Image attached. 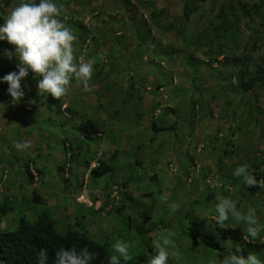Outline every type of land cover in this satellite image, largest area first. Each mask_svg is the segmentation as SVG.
<instances>
[{
  "label": "rangeland",
  "instance_id": "374dc122",
  "mask_svg": "<svg viewBox=\"0 0 264 264\" xmlns=\"http://www.w3.org/2000/svg\"><path fill=\"white\" fill-rule=\"evenodd\" d=\"M20 1L0 0V25ZM130 1L137 8L134 21L147 16L148 9L137 5L135 0ZM153 2L157 3L158 8L164 6L159 0ZM57 6L61 9L60 19L76 38L73 41L76 62H79L80 56H84L86 61H95L90 82L94 93L91 91L85 97L82 85L73 75L66 96L55 100L49 95L45 99L37 95L39 78L33 79V73L29 72L22 81L24 97L12 102L7 94L8 85L0 83V207L5 205L12 208L8 216L0 210V215L4 216L0 230H15L24 212L28 211L31 218L30 210L33 212L44 208L52 211L60 223L58 231L62 232L61 229L74 223V214L78 218L80 205H90L94 211H98L106 202L119 207L123 194L136 201L134 210H125L124 214L115 218L106 214L110 211L109 205L100 214H89L83 221L80 218L79 223L82 222L87 236L98 244L107 240L111 256L118 255L113 247L117 240L129 243L128 251L132 258L141 254L147 257L150 246L153 257L157 254L154 242L159 241L161 235H168L174 244L167 248L169 256L166 264H192L187 257L190 254L186 253L193 245L186 237L185 226L193 218L216 223L213 219L216 215L215 197L238 200V210L246 213L249 208L253 209L259 224L264 226V187L257 186L258 190H255L254 186L252 191L244 184L242 177L233 175L234 170L243 165H247L248 171L253 174L254 165L264 161V87L242 93L238 80L246 71L252 73L256 66L264 63V26L256 28L257 35L252 41L247 40L244 33L241 43L246 49L234 56L237 62L235 66H225L224 58L231 55L224 54V57L213 59L193 54L181 46L182 40L176 36L177 31H163L151 25L152 39L139 47V42L132 38L133 31L129 26L133 20L129 21L128 15L124 18L121 6L111 5L109 0H95L85 11L71 7L75 12H72L73 15L63 6ZM165 7L173 15L167 23L176 21L178 16L174 17V14L179 10L177 4L170 3ZM93 9L98 11L97 15L91 13ZM202 9L204 13L200 18L198 15L191 19L188 32L196 33V30L204 29L207 19H211L215 13L211 12L209 2ZM80 23L86 27L88 36L81 35L78 28ZM175 49L181 50V53L172 55ZM4 51L14 52V48L6 41H0V79L16 71L18 62L15 58L8 60L3 55ZM191 54V58L201 61L200 65L189 66L187 57ZM134 69L139 75L135 82L145 84L146 88L131 96L127 92L130 73ZM246 78L244 81L248 80ZM192 81L193 86L197 84L196 87L200 82L206 98L214 90L220 92L217 100L209 102L211 112L208 117L197 112L194 120L186 119V114L190 116L189 101L197 98ZM160 86L164 89L156 92ZM108 88L110 93L106 90ZM95 95L103 97V107L109 105L110 113H106L107 116L94 111ZM224 99L232 102L231 109L226 113L222 109ZM122 101H125L124 104ZM70 104L73 109L68 112ZM24 106L26 110L22 108ZM151 111L160 119L159 127L173 125L175 128L154 135L150 128ZM87 117L101 124L107 121V137L102 134L101 138L104 149L99 139H94L85 142L82 150H76L77 133L66 129ZM48 118L53 121L49 122ZM247 120H251L250 126L246 124ZM232 131L235 133L233 137ZM64 135L71 140L73 154H80L73 164H65L61 156ZM14 141H28L30 147L17 150ZM113 151L120 152V155L116 152L120 156L118 164L111 158ZM103 152L111 153L104 159V163L114 168L111 174L92 181L88 177L92 166L85 174L79 173V169L72 174L66 172L78 164L83 170L86 163H97L100 157L103 158ZM137 161L139 164H135ZM27 162L31 164L34 176L36 170L43 172L37 177L36 186H29L24 181ZM134 165L139 167L138 171L137 168L131 169ZM63 166L64 170L59 171L58 167ZM119 168L124 169V175L118 171ZM258 174L259 180H264V166ZM124 182L129 184L126 190L122 187ZM141 189L151 197L141 198ZM32 190H36L35 193L47 202L45 207L33 205L29 210L30 205L26 202L30 201ZM162 195L167 196V201L161 199ZM173 202L178 203L180 208L169 216L168 204ZM143 212L150 216L149 222L144 223L140 216ZM160 220L163 221L162 225ZM75 226L78 228L77 224ZM226 226L240 227L247 236L246 224L231 216ZM136 227L147 232L138 234ZM125 230L131 235V242L126 238ZM258 238L264 242V231L260 232ZM138 243L140 248H137ZM196 251V254L200 253ZM255 251V255L264 262V249ZM196 258L195 264H204L205 258L198 255ZM210 258L209 264L223 259L220 255ZM150 259L148 256L142 264H148Z\"/></svg>",
  "mask_w": 264,
  "mask_h": 264
},
{
  "label": "trees",
  "instance_id": "16d2710c",
  "mask_svg": "<svg viewBox=\"0 0 264 264\" xmlns=\"http://www.w3.org/2000/svg\"><path fill=\"white\" fill-rule=\"evenodd\" d=\"M95 0H52L53 3L63 6V8L70 12H74L72 8L78 7L82 11L89 9L88 7L90 4ZM110 4L112 5H119L122 8V15L125 18L127 15L129 16V21H132L135 16V12L137 8L131 4L130 0H109ZM250 1V3H248ZM21 2V1H20ZM19 2V3H20ZM38 2V0H37ZM137 5L146 8L149 10L146 17H141L137 20H133L132 23H129L131 27V31H133V39L135 42H139L140 44H144L146 41L152 39V35L150 32L151 26L154 28H158L163 31H174L177 34V37H180L182 40V47L184 49H189L193 54H201L207 58H217V57H224V54L231 55L230 57H225L223 65L225 66H235L237 62L234 60V56L237 53H241L246 48L242 46V41L244 38V33L247 34V40L252 41L257 35L256 28L264 26V0H159V2L163 3L164 6L162 8L157 7V3L153 2V0H135ZM207 2H209L211 12H215L211 19H207L206 25L204 29L196 30V33L188 32L189 26L191 23V19L199 15V18L202 13L201 12L202 6H204ZM220 2V3H219ZM170 3L177 4L179 10L177 13L174 14V17L178 16L179 20L177 22L173 21L167 23L172 16L170 15L169 10L165 7ZM220 4V5H218ZM91 13L97 15V10H92ZM75 14V12L73 13ZM72 14V15H73ZM176 15V16H175ZM165 23H161V22ZM181 21V22H180ZM259 21V22H258ZM151 25V26H150ZM167 25V26H166ZM78 28L80 29L81 35H87L88 31L85 26L81 23L78 24ZM245 31V32H244ZM182 37V38H181ZM84 40V39H82ZM175 45V44H174ZM172 55H179L181 50H172ZM192 54L187 57V62L189 66H195L197 64H201L197 59L191 58ZM239 60V59H237ZM147 62V61H146ZM149 63V62H148ZM262 65L256 66L255 70L250 73V71H246L243 73L242 76L238 79L240 85V91L242 93H247L249 91H254L256 88L264 87V63ZM221 73L218 74L220 77ZM137 75L135 69L133 72L130 73V84L128 95L133 96L134 92H141L145 90L146 85L139 83L136 81ZM248 78L247 81H244L245 78ZM246 78V79H247ZM140 80V78L138 77ZM198 79H200L198 77ZM207 80V79H206ZM211 80L214 81L212 78ZM7 85V84H6ZM191 86L193 87L194 92L197 94V98H192V101H189V112L190 116L186 114V119L194 120V115L198 112L205 115V117L210 116V105L209 102L213 100H217L218 96L220 95L219 91L214 90L207 98L204 96V88H201L200 82L195 86H193V81L191 82ZM203 87V86H202ZM164 89V87L160 86L156 88V92H160V90ZM110 93V88L106 89ZM94 93V91H92ZM84 96L86 97L89 92L82 91ZM196 94H193L194 96ZM221 97V96H220ZM75 97H73L72 101ZM103 97L99 95H95V107L94 111L96 110L98 113L107 116L110 112L109 105L107 107H103L101 104V99ZM127 99L126 101H128ZM123 104L125 101H122ZM222 109L224 113L227 110L231 109L232 102L229 100H222ZM209 105V106H208ZM68 107V112H71L73 108ZM26 110V107H22ZM172 113V111L168 110ZM167 112V111H166ZM182 112V111H181ZM107 113V114H106ZM150 128L151 132L154 135L157 134H164L168 132L169 129L175 128L173 125H168L166 127H159L158 117L150 112ZM251 115V113L249 112ZM117 116V115H116ZM191 117V118H190ZM139 118V117H137ZM70 119L66 120L67 122ZM48 121H53L51 118H48ZM246 124L248 126L251 125V120H247ZM246 127V125H245ZM108 128L107 121L104 123H100L98 120L87 118H82L78 124L71 125L66 130H73L74 133H77L78 144L76 145V150H82L84 148L85 142H91L92 140L97 138V135L104 134L106 135V129ZM68 133V131H66ZM240 132V131H239ZM139 134V133H138ZM234 131H232L233 137ZM61 144L63 149V161L65 164L71 163L73 164V160L79 156L80 154H73L74 150L72 148L71 140L67 139L66 136H62ZM139 137H142L139 134ZM150 141H153L151 139ZM230 143H232L230 141ZM229 143V144H230ZM142 147V146H141ZM143 149V148H141ZM117 153L119 151H116ZM114 152L111 158L114 159V163L118 164L120 155ZM231 153V152H228ZM237 153V152H235ZM122 154V153H121ZM125 154V153H124ZM123 154V155H124ZM227 154V153H225ZM110 158V159H111ZM88 164L84 165L83 173L87 170ZM135 164H139L137 161ZM81 166V165H80ZM264 166V161H260L259 164L254 165V177L257 181H259V174L262 171V167ZM31 164L27 162L24 167V181L29 186H36L37 177L43 175V172L36 170L37 174L34 176L33 169H31ZM81 168V167H80ZM138 171L137 165H134L131 169ZM77 169H79V164L71 167L66 170L67 173L72 174ZM113 167H109L103 161H100L97 168L90 171V177L92 181H98L99 179L103 178L106 174L110 173L113 170ZM59 171L64 170L63 167H58ZM80 170V169H79ZM117 170V169H116ZM119 168L118 171L121 172L122 175L124 173ZM136 171V173H137ZM139 175V173L137 174ZM66 182H68L66 180ZM108 186V185H107ZM105 185V187H107ZM129 186L128 182H124L122 187L126 190V187ZM258 186V185H257ZM250 187L253 191L258 190V188ZM104 187V188H105ZM107 189H104L106 191ZM142 191L141 198H149L151 194H146ZM250 191V190H249ZM36 190H32L31 200L28 201L30 207L33 205L43 206L47 204V202L41 199ZM127 201H130L127 202ZM4 200L2 199L1 203ZM120 203L121 206L117 207L112 202H106L102 208L98 211H94L92 208H87L80 206V214L78 218H76V214L73 217V224H68L65 228L61 229L62 232L58 231V226L60 223L55 218L51 210L42 209L40 211H33L30 210L32 217L28 216V211L24 212V215H21L17 221V226L15 230L7 231V230H0V264H38V256L39 252L42 248L46 249L48 252V259L47 264H54V254L55 251L59 250L60 248L69 249L75 247L77 250L87 247L90 252L95 255V259L91 262V264H108V259L111 257L110 255V244L107 240H104L103 243L98 244L93 241L89 236H87V231L82 227L81 223H79L80 218L87 217L89 214H100V212L104 211L107 206L110 205V211H107V215H113L115 218H119L122 213L124 214L125 210H134V201L131 197H126V195L121 196ZM3 215L7 216L11 213L12 208H7L5 205L0 207ZM112 211V212H111ZM150 210L147 211L149 213ZM77 213V212H76ZM13 216V215H12ZM144 219L145 222H149L150 216L143 214L140 215ZM215 216V215H214ZM4 216L0 215V224L1 220ZM130 221V219L128 218ZM161 225L163 221L160 220L159 222ZM78 228H76V225ZM75 226V227H74ZM186 227V237L189 242L193 245L192 248L186 254H190L187 256L190 259V263H196L198 257L205 258L204 264H209L208 260H211L210 257L214 255H220L222 258L225 255H237L243 258H247L249 254H256L257 249H264V242H261V238H257L256 240H252L249 238L245 240L244 237L246 234L240 227H227L219 228L216 223H211L210 221L205 220H196L195 218L192 219L191 222H188ZM126 231V238L129 239V242L132 241L131 235L128 230ZM136 231L138 234L146 233L147 231H143L141 227H136ZM135 240V239H134ZM149 241L151 239L149 238ZM261 242V243H260ZM137 248H140L141 245L138 243ZM239 249V250H238ZM148 256H151L153 252V248L150 246L148 248ZM196 250H199L200 253L196 254ZM148 256L144 257L142 254L138 257H132L128 261L123 260L120 258V264H142Z\"/></svg>",
  "mask_w": 264,
  "mask_h": 264
},
{
  "label": "clouds",
  "instance_id": "9594fccd",
  "mask_svg": "<svg viewBox=\"0 0 264 264\" xmlns=\"http://www.w3.org/2000/svg\"><path fill=\"white\" fill-rule=\"evenodd\" d=\"M60 13L61 9L52 0H38V2L37 0H21L18 5L12 8L6 20L0 25V41H6L14 48V52L4 51L3 55L8 60L15 58L18 61L15 65L16 71H12L0 79V83L8 85L7 94L11 97L12 102H18L24 97L22 81L25 80L29 72L33 73V79L39 78L36 85L37 95L45 99L49 95L55 100H61L66 96L73 75L82 85L84 92L92 91L90 82L95 61L91 59L86 61L84 56H80L79 62H76L73 47V41L76 38L60 19ZM101 138L102 134H99L96 139ZM13 145L17 150H26L30 147L28 141H14ZM103 153V158L100 159V157L97 163L92 162V165L90 162L88 164V168L92 166L89 168V175L90 171L97 168L100 161L104 162V159L111 154ZM233 175L242 177L244 184L248 187L257 185L264 187V180L257 181L254 175L248 171L247 165L237 167ZM161 199L167 201V196L162 195ZM238 203V200L215 197L216 215L213 219L219 228H225L226 222L231 216L236 221L246 224L247 236L244 237L245 240L249 238L256 240L260 232L264 231V226L259 224L253 209L249 208L246 213H242L237 208ZM26 204L29 205L28 201ZM86 206L91 208L90 205ZM168 208L169 216H171L179 210L180 205L173 202L168 204ZM164 231L167 232V230ZM173 244L174 241L168 235H161L159 241L154 242L157 254L148 261V264H166L169 256L167 248ZM130 246L129 243L117 240L113 247L118 255H112L108 259V264H120V258L125 261L131 259L128 251ZM47 259L48 252L42 248L38 256V264H47ZM94 259L95 255L87 247L79 250L75 247L60 248L54 254V264H91ZM216 264H264V262L255 254H249L247 258L232 254L223 256L222 260L217 259Z\"/></svg>",
  "mask_w": 264,
  "mask_h": 264
},
{
  "label": "crops",
  "instance_id": "0c3cea01",
  "mask_svg": "<svg viewBox=\"0 0 264 264\" xmlns=\"http://www.w3.org/2000/svg\"><path fill=\"white\" fill-rule=\"evenodd\" d=\"M105 137H107V135H105ZM99 141V143L101 144V148H103L102 147V139H99L98 140ZM113 141H111V143H112ZM107 142H105V144H106ZM114 144V143H113ZM111 145V144H110ZM104 149V148H103ZM114 155V154H113ZM80 170H79V173L81 172V173H83V170H82V167L81 168H79Z\"/></svg>",
  "mask_w": 264,
  "mask_h": 264
}]
</instances>
